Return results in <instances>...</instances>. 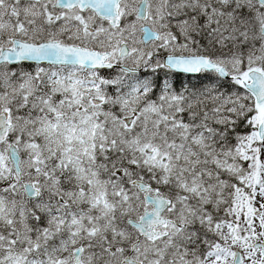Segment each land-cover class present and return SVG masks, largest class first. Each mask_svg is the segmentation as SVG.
<instances>
[{
    "label": "snow or ice",
    "instance_id": "snow-or-ice-1",
    "mask_svg": "<svg viewBox=\"0 0 264 264\" xmlns=\"http://www.w3.org/2000/svg\"><path fill=\"white\" fill-rule=\"evenodd\" d=\"M0 264H264V0H0Z\"/></svg>",
    "mask_w": 264,
    "mask_h": 264
}]
</instances>
